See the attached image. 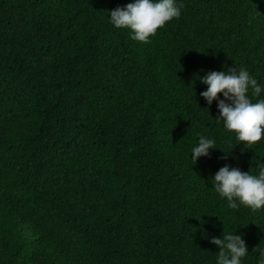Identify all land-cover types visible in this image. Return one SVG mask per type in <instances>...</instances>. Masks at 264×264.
<instances>
[{"label":"trees","instance_id":"1","mask_svg":"<svg viewBox=\"0 0 264 264\" xmlns=\"http://www.w3.org/2000/svg\"><path fill=\"white\" fill-rule=\"evenodd\" d=\"M133 2L0 0V264H216L236 229L257 264L264 210L210 180L256 174L264 137L235 145L199 77L264 88V0H178L150 43L109 23ZM200 136L218 149L192 165Z\"/></svg>","mask_w":264,"mask_h":264},{"label":"clouds","instance_id":"2","mask_svg":"<svg viewBox=\"0 0 264 264\" xmlns=\"http://www.w3.org/2000/svg\"><path fill=\"white\" fill-rule=\"evenodd\" d=\"M183 5L178 0H134L124 7L109 12V23L116 29H127L130 38L141 43H150L157 30L168 22L181 17ZM207 89L200 96L211 106L217 103V122L223 124L226 132L234 135L235 145L243 143L251 149L264 137V88L247 69L229 68L225 71H211L202 78ZM218 94H222L220 99ZM259 98V99H256ZM255 99V102L253 100ZM210 149H218L214 139L200 136L191 149L192 165L201 157H208ZM257 173H243L238 168L225 165L211 178L212 188L228 208L245 207L251 211L264 210V161L256 166ZM237 230V229H236ZM225 234L212 238L210 243L219 248L216 264H242L248 255V248L241 235ZM257 264H264V250L259 252Z\"/></svg>","mask_w":264,"mask_h":264}]
</instances>
